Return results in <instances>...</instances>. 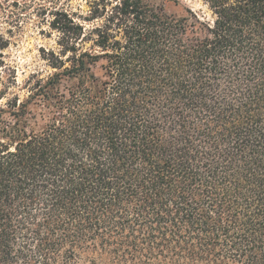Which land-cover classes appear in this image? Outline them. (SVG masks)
<instances>
[{
    "label": "trees",
    "instance_id": "1",
    "mask_svg": "<svg viewBox=\"0 0 264 264\" xmlns=\"http://www.w3.org/2000/svg\"><path fill=\"white\" fill-rule=\"evenodd\" d=\"M152 1L51 12L53 73L2 96L0 264H264V0Z\"/></svg>",
    "mask_w": 264,
    "mask_h": 264
},
{
    "label": "rangeland",
    "instance_id": "2",
    "mask_svg": "<svg viewBox=\"0 0 264 264\" xmlns=\"http://www.w3.org/2000/svg\"><path fill=\"white\" fill-rule=\"evenodd\" d=\"M91 1L94 0H0V30L11 42L4 52V67L0 69V105L14 95L26 100L30 88L53 73L43 59L44 51L57 48L58 36L49 26L51 12L85 14ZM152 4L167 15L183 17L187 9H191L209 16L204 0H153ZM14 82L16 87H13ZM4 93L9 94L8 98L1 99ZM31 111L36 116L30 124L38 131L44 126L42 109L34 104Z\"/></svg>",
    "mask_w": 264,
    "mask_h": 264
}]
</instances>
